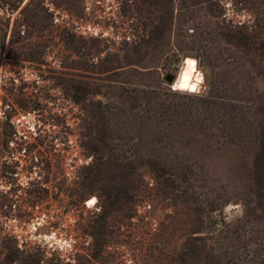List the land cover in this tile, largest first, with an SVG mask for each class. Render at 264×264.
Instances as JSON below:
<instances>
[{
    "label": "rangeland",
    "instance_id": "374dc122",
    "mask_svg": "<svg viewBox=\"0 0 264 264\" xmlns=\"http://www.w3.org/2000/svg\"><path fill=\"white\" fill-rule=\"evenodd\" d=\"M0 264H264V0H0Z\"/></svg>",
    "mask_w": 264,
    "mask_h": 264
},
{
    "label": "clouds",
    "instance_id": "9594fccd",
    "mask_svg": "<svg viewBox=\"0 0 264 264\" xmlns=\"http://www.w3.org/2000/svg\"><path fill=\"white\" fill-rule=\"evenodd\" d=\"M182 63L185 70L169 87L173 91H180L190 95H200L203 90L201 86L204 84V76L198 69L199 61L193 57H186ZM225 213L227 219L231 221L233 218L243 215V205L239 203L235 205L229 204L226 206Z\"/></svg>",
    "mask_w": 264,
    "mask_h": 264
},
{
    "label": "trees",
    "instance_id": "16d2710c",
    "mask_svg": "<svg viewBox=\"0 0 264 264\" xmlns=\"http://www.w3.org/2000/svg\"><path fill=\"white\" fill-rule=\"evenodd\" d=\"M19 139H21V137ZM28 143L29 142H27V140H22L21 139L18 142L19 149H22V150H24L26 152L28 150V147H27L28 146ZM34 158H37V156L36 155H33V154H29V155H27V157H25V158L22 159V162H20L21 168L24 169L27 173H30L31 172L32 160ZM11 173H16V171L14 170ZM13 259H15V258H13ZM39 260H41V258H38L36 261L38 262Z\"/></svg>",
    "mask_w": 264,
    "mask_h": 264
},
{
    "label": "bare ground",
    "instance_id": "6f19581e",
    "mask_svg": "<svg viewBox=\"0 0 264 264\" xmlns=\"http://www.w3.org/2000/svg\"><path fill=\"white\" fill-rule=\"evenodd\" d=\"M185 70V67H184V65H183V63L181 64V66H180V69H179V71H178V73H177V75H176V77L174 78V80L173 81H175V80H177V78L179 77V75L183 72ZM173 83V82H172ZM171 83V84H172ZM95 200V198H91V200L88 202V204H91V203H93L94 204V202L96 201H94ZM94 201V202H93ZM91 202V203H90ZM92 204V205H93Z\"/></svg>",
    "mask_w": 264,
    "mask_h": 264
},
{
    "label": "water",
    "instance_id": "95a60500",
    "mask_svg": "<svg viewBox=\"0 0 264 264\" xmlns=\"http://www.w3.org/2000/svg\"><path fill=\"white\" fill-rule=\"evenodd\" d=\"M174 78H175V76H174L173 74H167V75L165 76V79H166V81H167L168 83H172L173 80H174Z\"/></svg>",
    "mask_w": 264,
    "mask_h": 264
},
{
    "label": "snow or ice",
    "instance_id": "6c2138e0",
    "mask_svg": "<svg viewBox=\"0 0 264 264\" xmlns=\"http://www.w3.org/2000/svg\"><path fill=\"white\" fill-rule=\"evenodd\" d=\"M94 202V201H93ZM91 203V202H90Z\"/></svg>",
    "mask_w": 264,
    "mask_h": 264
}]
</instances>
